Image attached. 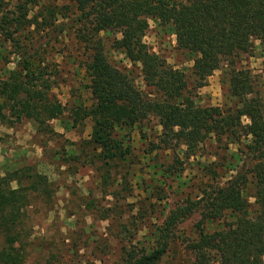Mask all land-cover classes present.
Listing matches in <instances>:
<instances>
[{"label":"trees","instance_id":"trees-1","mask_svg":"<svg viewBox=\"0 0 264 264\" xmlns=\"http://www.w3.org/2000/svg\"><path fill=\"white\" fill-rule=\"evenodd\" d=\"M72 2L77 36L89 53L85 72L90 80L87 89L91 105L78 104L69 109L51 96L55 86L51 65L37 61L40 51L28 49L20 41L33 28L39 34L55 29L59 16L66 18L70 9L48 7L45 0H18L15 11L5 12L2 3L0 61L4 64L0 67V126L13 129L28 120L39 133L54 137L60 135L51 127L53 121L67 116L74 129L92 121L90 139L80 144L81 153L68 154L67 163L93 167L102 175L104 187L126 168L134 169L129 173L132 180L136 178L133 147L121 134L139 128L151 117L159 120L163 143L184 146L188 159L198 153L201 143L208 138L228 140L239 147L230 157L242 164L235 175L223 186L204 189L201 199L190 198L185 205L176 206L150 237L155 244L151 247L132 244L124 249L119 264H163L177 255L172 249L179 239L192 255L193 264H264V99L257 91L252 73L240 66L253 40L264 46V0ZM151 21L173 33L177 50L195 57L192 85L185 73L173 69L145 43ZM113 31H117L120 39L114 41L112 48L132 64L141 66L143 82L146 88L153 89L155 98L141 91L131 72L110 61L101 34ZM4 43L12 44L16 50L18 62L13 69H9L12 63L4 57ZM224 63L230 69L229 87L237 107L199 106L193 92L206 87ZM157 168L153 166L154 174L161 178L173 176L180 182L183 179L179 172L173 174L171 169L157 171ZM215 169L207 166L214 183ZM122 179L127 181L126 176ZM13 184L18 187L13 188ZM250 189L253 195L248 197ZM53 197L52 183L31 166L0 176L3 237L0 264L28 262L26 210L36 199L50 202ZM200 208L202 220L197 224V236L178 237L179 225ZM214 221L221 222V227L211 231L208 224Z\"/></svg>","mask_w":264,"mask_h":264},{"label":"rangeland","instance_id":"rangeland-1","mask_svg":"<svg viewBox=\"0 0 264 264\" xmlns=\"http://www.w3.org/2000/svg\"><path fill=\"white\" fill-rule=\"evenodd\" d=\"M2 3L3 11L13 12L18 0H0V6ZM45 3L48 7H66L70 12L66 18L59 16L55 29L39 34L33 28L25 32L20 41L28 49L40 51L37 61L51 65V72L55 74L52 76L55 86L51 96L69 109L78 104L90 106L92 101L87 89L90 80L85 72L89 53L86 44L77 36L73 21L76 17L74 3L72 0H45ZM101 38L110 61L131 72L141 91L155 98L153 89L146 88L143 82L141 66L132 64L125 55L112 48L114 41L120 39L117 31L102 33ZM144 41L152 52L163 57L173 69L185 73L192 83L195 57L177 50L176 37L168 28L151 21ZM4 44V57L11 61L9 69H13L18 62L16 50L12 44ZM0 63L3 67L4 63ZM240 66L252 73L257 91L264 99V46L261 42H251ZM229 75L230 69L224 63L208 80L206 87L193 92L199 106L237 107L238 102L230 92ZM244 123L249 122L244 120ZM50 125L60 136L39 133L28 120L13 129L0 126V176L31 166L46 176L54 187L52 201L36 199L26 210L24 223L27 243L30 244V257L26 264H119L124 249L132 244L139 247L155 244L150 237L163 225L171 210L185 205L187 199H201L204 189L210 190L211 185H225L242 165L230 158L239 147L226 139L218 141L215 137L201 143L198 153L188 159L184 146L175 143L166 146L163 143L159 120L151 117L139 128L121 134L133 147L136 178L132 180L130 174L134 169L126 168L104 187L102 175L93 167L67 163L68 154L81 153L80 144L90 139L92 121L87 120L74 129L66 116ZM155 165L157 171L171 169L173 174H183V179L180 182L173 176L161 178L154 174ZM209 165L216 168L215 183L207 170ZM123 176L127 181L122 179ZM116 178L119 180L115 181ZM17 187L13 184V188ZM251 195L253 191L250 189L248 197ZM251 203H254L253 199ZM201 213L200 208L179 225L178 237L193 239L197 236ZM220 223L211 222L208 228L219 230ZM182 241L179 239L176 247L173 246L172 250L178 252L177 255L163 264L194 263ZM2 247L3 237L0 235V249Z\"/></svg>","mask_w":264,"mask_h":264}]
</instances>
